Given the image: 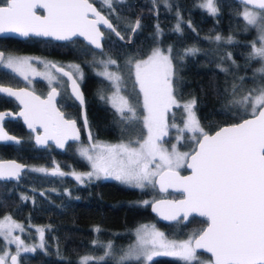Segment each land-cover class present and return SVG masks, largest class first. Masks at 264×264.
<instances>
[{
  "label": "snow or ice",
  "instance_id": "1",
  "mask_svg": "<svg viewBox=\"0 0 264 264\" xmlns=\"http://www.w3.org/2000/svg\"><path fill=\"white\" fill-rule=\"evenodd\" d=\"M102 2L112 9V0ZM239 2L244 5L242 16L246 26L258 31L257 40L249 45L251 52L247 60L261 65L253 71V81H259L257 87L249 90L240 101L246 116L241 117L238 123L210 134L196 117V100L192 99L182 105L187 113V121L181 132L191 133L189 138L195 148L186 152L180 151L176 145H172L171 149L163 147L160 141L167 135L165 113L173 105H181L173 95L171 49L165 55L157 48L147 59L128 61L134 69V86H138L142 96V107L146 114L141 123L147 130L146 137L114 145L94 142L80 149V154L91 162L93 168L92 172L86 174L89 178L103 175L140 189L157 184L161 191L174 188L182 193L183 199L154 203L145 200L143 204L151 205L153 211L165 220L187 221L189 216L197 214L205 218L207 227L194 231L187 239L169 240L154 225H142L136 230L135 244L129 245L118 259L109 243L103 246L104 255L98 258L84 257L81 264H107L112 259H115V264H127L129 261L152 264L154 258L159 256L177 258L181 264H193L194 261L196 264H264V0ZM201 7L213 15L218 12L214 0H205ZM38 9H42L44 14H38ZM90 14L95 19H90ZM100 23L121 40L124 39L89 0H0V33L53 37L57 40L83 36L96 49H103V33L97 27ZM139 27L140 23L136 21L132 30ZM176 30L180 31L179 23ZM214 39L219 42L222 38L217 35ZM226 43H232V37H228ZM197 51L195 48L187 49L186 54H195ZM227 56L231 60V53ZM4 62V54L0 52V63ZM232 63L235 64V61ZM99 64L104 70L97 75L110 81L113 89L110 96L101 94L100 99L106 100L116 109L122 122L134 123L139 118L128 97L122 94V77L108 71V66L116 64V61L109 57L99 61ZM6 66L27 79L24 71L30 67L27 58L7 57ZM58 71L63 72V69ZM75 71L78 78L82 79L79 66H75ZM221 71L227 72L228 69L222 68ZM63 75L71 80L72 91L83 104L84 96L77 79L73 78L71 72H63ZM239 79L243 81L244 77ZM232 90L236 93L239 87L233 84ZM0 93L20 99L25 106V111L20 115L29 128L34 129L36 124L43 127L45 136H37L38 143L45 144L51 139L63 148L69 139L79 141L80 129L76 121L65 119L55 107L53 101L58 94L55 88L46 100L29 92H15L4 87H0ZM3 119L4 115L0 114V122ZM84 127L91 141L92 132L88 129L86 117ZM0 141L20 143L4 132L2 123ZM185 167L191 170L190 175L180 174L179 170ZM21 169L22 166L15 162L6 166L0 164V178H19ZM52 174L64 175L58 169ZM76 179L80 180L81 176L76 175ZM14 228L23 230L11 217L0 221V235L6 239ZM14 239L18 245L23 244L19 237ZM33 250L23 248L26 252ZM197 250L210 253V258L206 262L200 261ZM10 260L11 264H17V256H11ZM0 264H5V256H0Z\"/></svg>",
  "mask_w": 264,
  "mask_h": 264
},
{
  "label": "trees",
  "instance_id": "2",
  "mask_svg": "<svg viewBox=\"0 0 264 264\" xmlns=\"http://www.w3.org/2000/svg\"><path fill=\"white\" fill-rule=\"evenodd\" d=\"M92 1L112 20L124 38H128L135 19H139L140 27L133 33L130 44L107 30L100 51L75 38L66 42L51 39L36 41L34 52L60 54L66 59L80 60L84 73L81 87L85 93L86 113L99 138L134 141L144 136L141 121L145 113L128 61L145 57L157 45L171 49L173 95L180 102L196 100L195 114L205 131H213L246 116L244 108L237 105L236 98L240 88L259 83L258 80L253 81L252 75L259 63L247 60L251 52L249 45L255 41V32L254 28L246 26L241 13L244 5L240 2L214 0L218 12L213 15L201 7L203 0H112V9L99 0ZM178 23L180 31L176 30ZM217 35L222 38L219 42L214 39ZM228 37H232V43H226ZM192 48L198 51L186 54V50ZM101 53L116 61L114 68L123 76L122 91L135 107L139 118L132 124L122 122L116 109L98 95L104 80L94 72L91 60ZM228 53H231V60ZM222 68L228 71H221ZM240 77H244L243 81ZM233 84L239 87L236 93H233ZM38 85L42 86L41 83ZM176 109L174 105L175 113L168 114L170 122L179 119L176 120ZM169 139L165 142L168 143ZM35 155L36 160L44 159L37 153ZM71 160L76 168H88L82 158L73 157ZM65 185L72 187V194L64 205L67 199L63 192ZM150 195L148 189L130 187L109 178L79 184L71 179L64 182L56 176L29 173L21 183L0 181V216L11 215L21 222L26 228L23 232L26 239H35L33 228L42 227L39 229L43 236L42 247L20 253L19 264H81L85 256L103 254V246L107 242L114 246L113 252H119L133 241L134 228L145 221L155 222L168 236L179 237L201 230L204 226L205 219L199 216H191L186 223L181 220L170 223L159 221L149 207L140 202ZM3 246L0 235V249ZM107 264H115V259ZM127 264L136 262L129 261ZM152 264L181 262L174 257L159 256Z\"/></svg>",
  "mask_w": 264,
  "mask_h": 264
},
{
  "label": "flooded vegetation",
  "instance_id": "3",
  "mask_svg": "<svg viewBox=\"0 0 264 264\" xmlns=\"http://www.w3.org/2000/svg\"><path fill=\"white\" fill-rule=\"evenodd\" d=\"M37 11L39 14L43 13L42 9H38ZM106 31L107 30H104V35ZM42 39L48 40L51 38H41L38 36L15 37L11 35H0V52H2L5 57V62L0 63V84L10 85L13 87L25 86V87H28L34 90L35 92L39 93L42 96L46 95L50 87L56 86L58 88L57 105L59 109L64 112V115L67 118L75 119L76 124L78 128L80 129V139L79 141L75 140V141L67 142L64 150H59L58 148L55 147L53 143H47L44 147L37 146L33 139L34 133L31 130L26 128V126L24 125L20 117L13 116L20 108L19 104L21 103H19L17 100H15L13 97L9 95L0 93V112L1 114L4 115V119L0 123H2V127L6 131V133H8L10 136L17 138V140L20 141V143L18 144L13 141H0V160L15 159L21 163L26 164V168L22 171L19 177V180L14 181V182L21 183V180L24 178V176H27L29 173H37L45 177L56 176L59 179L63 180L64 182H66L68 179H71L74 182L79 183L77 179L75 178L76 171H87L89 168L85 170L76 168L73 165L71 158L73 157L82 158V156L79 153V149L81 148L78 147V145H82L84 147L89 146L91 143H94L95 140H97L99 137L96 135V132L93 130L92 124L91 122H89V119L86 113V118L88 121V129L91 130L92 137H93L91 141L88 140L86 130H85V127L82 121L81 113H80V104L70 94L68 90L67 78L63 74L57 72L55 70V67H53V65L58 66V67H63L67 70L69 69L63 66L65 61H71L77 66H81L82 69H83V65L80 62V60H78L77 58L76 59H66V58L60 57V54L50 55V54H45V53L43 54L35 53L34 44L36 43V41H39V40L42 41ZM51 40L56 41L54 39H51ZM73 40H75V38L72 40H66V41H73ZM66 41H58V42H66ZM34 55L43 56L47 58L49 61V65L53 68L57 76H60L63 79L62 83L65 85L61 87L60 85H58L56 81H53L52 83H45V81L42 80L41 78L32 77V76H29L31 77L30 79H28L29 77L25 79L18 72L6 66L7 57H30ZM69 71L77 79L78 83L81 86V81L74 75V73L71 70ZM30 82H32L35 85L34 88L30 86L29 84ZM39 83H41L42 86H39L38 85ZM83 93H84V90H83ZM84 98H85V93H84ZM85 105H86V102H85ZM39 131L40 129H37V132ZM36 153L41 155L44 159L36 160L35 158ZM51 165H54V167H51ZM36 169H45L46 171H43V172L36 171ZM57 169L59 172L64 173V175L62 176L58 174L53 175L52 174L53 171ZM180 171L185 172L186 169L184 168L183 170H180ZM103 179H107V178H103ZM94 180H97V179H94ZM94 180H89V181H94ZM0 181L9 182L11 180H1L0 179ZM79 184H83V183H79ZM63 192L65 195H67V199H65L66 201L64 202V205H65L67 204L69 196L72 194V187L69 185L67 186L65 185L63 188ZM170 193L171 191L160 193L161 195L159 194L160 196L158 197H161V196L178 197L180 196L179 193L177 194L175 193L176 195H171ZM192 216H195V215H192ZM206 224L207 223L205 222L204 226ZM197 252H201V251H197ZM18 257L19 256L17 255V260H18ZM206 257L210 258L209 254H207Z\"/></svg>",
  "mask_w": 264,
  "mask_h": 264
},
{
  "label": "rangeland",
  "instance_id": "4",
  "mask_svg": "<svg viewBox=\"0 0 264 264\" xmlns=\"http://www.w3.org/2000/svg\"><path fill=\"white\" fill-rule=\"evenodd\" d=\"M100 2H102V0H99ZM103 3V2H102ZM205 3V0L202 1V4ZM244 11V7L242 8L241 10V13ZM254 32H255V41L257 40V37H258V31L256 29H254ZM226 39V38H225ZM257 46L259 47V44H257ZM160 49L162 52H164L165 55H168V52L167 50L169 48H162L161 46L157 45V46H154L151 51L149 52L148 55H146L145 57L143 58H138V59H135V60H141V59H147V57L149 55H151L152 51L154 49ZM110 56H108L107 54H101V55H97V56H94L91 60V64L93 66H95V70L94 72L95 73H98V72H101L104 70L103 66L99 64V61L101 60H107ZM23 58H27L29 60V63H30V67H26L24 69L25 71V74L27 75V78L29 76H32V77H38V78H41L42 80L45 81V83H52L53 81H56L58 83V85H60L61 87L64 86L65 84H63V79L60 77V76H57V74L55 73V71L53 70V68L49 65V61L47 58L43 57V56H37V55H34V56H30V57H23ZM113 59V58H112ZM114 60V59H113ZM94 63V64H93ZM64 67H67L69 70H71L74 75L78 78V74L76 73L75 71V66H77L76 64H74L73 62L71 61H65L64 64H63ZM261 65L259 64L255 69L259 68ZM115 67V64L114 65H109L108 66V71L110 72H114V73H117L119 74L121 77H122V83H121V88H123V76L122 74L116 70ZM79 69L82 73V78L84 76V73H83V69L81 68V66H79ZM131 70V73L133 74L134 76V69H130ZM93 72V73H94ZM20 74V73H19ZM21 75V74H20ZM253 75V74H252ZM22 77L25 78L24 75H21ZM102 79L104 80V84H103V87L99 88L98 89V95L101 96V94L103 95H106V96H110L112 94V91L113 89L111 88V82L106 80L103 76H101ZM31 77H29L28 79H30ZM80 81H81V78H78ZM60 80V81H59ZM30 86L32 88H34V84L32 82L29 83ZM258 84H251L248 86V88H240L241 91L240 94L238 95V97L236 98V101L237 105H241L240 101L242 100V98L247 95L248 91L253 89V88H256ZM139 89V88H138ZM122 94L126 96V94L122 91ZM140 98H141V104H142V96L140 95ZM129 99V98H128ZM192 99H187V100H184L182 102L178 101L177 102L181 105V107H177L176 109V115H177V118H176V122H170L169 121V113L170 114H174L175 113V110H173V106L170 107L168 109V111L165 113V122L167 124V128H166V132H167V135H165L162 140L160 141V143L162 144L163 147L165 148H168V149H171L172 145H176L180 151H186V152H191L193 150V148L195 147V144L194 142L189 138L191 136V133L187 132V131H183L181 132L182 129H184L185 127V123L187 121V113L185 112V110L183 109L182 105L184 103H187L189 101H191ZM108 103V102H107ZM109 104V103H108ZM132 104V103H131ZM111 105V104H110ZM243 107V106H242ZM115 109V108H114ZM245 110V109H244ZM195 112V110H194ZM146 114V113H145ZM196 115V114H195ZM197 117V116H196ZM175 125V126H173ZM174 129L171 133V130ZM171 133V134H170ZM147 135V130L145 129V133H144V136L143 137H146ZM188 135V136H187ZM172 136V137H171ZM181 136L183 137L182 139ZM170 138V139H169ZM172 138V139H171ZM165 139H169L168 143L165 142ZM138 140V139H137ZM178 140H179V143H178ZM135 141V140H134ZM95 142H98L100 144H110V145H114V144H119V143H128L129 140H120V141H110L108 139H104V138H98L97 140H95ZM135 146V145H134ZM78 147H82V145H78ZM84 147V146H83ZM87 147V146H86ZM79 153H80V149H79ZM81 155V154H80ZM82 156V155H81ZM82 158L86 161V163L88 164V170L87 171H76V174H75V178H76V175H80L81 176V179L80 180H77L79 183H85L86 181H89V180H94V179H103V178H109V179H114L112 177H104L103 175L100 176V178H96L95 176H92L91 178H89L86 174L87 173H90L93 171V168H92V165H91V162L88 161L85 157L82 156ZM51 167H54V165H51ZM184 168H181L180 170H183ZM115 180V179H114ZM120 183H122L121 181H119ZM124 185H127V186H130V187H133L131 185H128V184H125V183H122ZM137 188V187H136ZM140 189V188H138ZM145 189H148L150 190L151 192V195L148 196V197H145L143 198L140 202L143 203V201L147 200V201H152L155 197H158L160 196L161 194L157 191L156 187L155 186H152V185H148L147 187L144 188ZM160 194V195H159ZM6 217H11V220L13 222H15L16 224L20 225L22 227V231H21V228H14L12 229L11 231V235L6 239L5 236L1 235L2 238H3V248L0 249V255L1 256H5V258L7 259L8 256L11 254V253H16L19 251V254L22 253V252H26V251H23V248L24 247H28V248H32V249H36L37 247H42L43 245V236H42V231H39V229H41L42 227H34V234L36 235L35 239H33L32 237H29L28 239L25 238V235H23V232L25 231V226H23V224H21V222H19L18 220H16L15 218H13L11 215H3V216H0V221H5V218ZM142 225H149V226H152L154 225L155 228L161 232H163L165 234V236L169 239V240H183V239H187L194 231H191L189 232L188 234H186L185 236H182V237H179V236H168L164 230H162L161 228H159L155 222L153 221H145V222H142V223H139L133 230V235H134V238H133V241L130 242L128 245L124 246L119 252H113L114 253V256L116 259L119 258V256L128 249L129 245H132V244H135L136 242V236H135V233H136V230L138 228H140ZM5 232H7V229H5ZM15 237H19V240L23 242L22 245H18V243L15 241ZM110 242H107V244H109ZM112 245V244H111ZM113 245H112V249H113ZM114 251V250H113ZM104 255L101 254V255H96V256H91L93 258H98L100 256ZM19 256V255H18ZM85 257H89V256H85ZM197 257L200 261H207L209 258L204 256V255H200L197 253ZM195 262V261H194ZM196 263V262H195ZM6 264H9L8 262ZM17 264H19L18 260H17Z\"/></svg>",
  "mask_w": 264,
  "mask_h": 264
},
{
  "label": "water",
  "instance_id": "5",
  "mask_svg": "<svg viewBox=\"0 0 264 264\" xmlns=\"http://www.w3.org/2000/svg\"><path fill=\"white\" fill-rule=\"evenodd\" d=\"M236 1L239 2V0H236ZM89 2L93 4V6L97 9V11H99V12L101 13L102 16H104L105 18H107V19L112 23V21H111V20H110V19H109V18H108V17H107V16H106V15H105V14H104V13L98 8V7H97V5H96L93 1L89 0ZM249 7H251V6H249ZM38 14H39V13H38ZM43 14H44V12H43L41 15H43ZM89 18H90V19H95V17H94L92 14L89 15ZM136 21H139L138 18L135 19V22H134V24H133V26H132V28H131V32L129 33L128 38H124V37L120 34V36H122V37L124 38V39L122 40L123 42H126V43H128V44H130V43L132 42V35H133V32L137 29V28H135L134 31L132 30V29L134 28L135 24H136ZM112 24H113V23H112ZM113 26H114V24H113ZM97 27L99 28L100 32L103 33V38H104V30H109V29H107L106 25H104V24H102V23L98 24ZM114 27H115V26H114ZM115 29H116V28H115ZM110 31H111V30H110ZM116 31H117V29H116ZM112 33H113V32H112ZM113 34L115 35V33H113ZM0 35H11V36H15V37H23V36L19 35L18 33H12V32L0 33ZM115 36H116V35H115ZM38 37H42V36H38ZM116 37H117V36H116ZM42 38H51V39H54V40H56V41H66V40H57V39H55V38H53V37H42ZM74 38H79V39L83 40L86 44H88L89 46H91V47H92L93 49H95V50H99V51L102 50V49H96L93 45H90V44L88 43V41L86 40V38L83 37V36H76V37H73L72 39H74ZM117 38H119V37H117ZM72 39H71V40H72ZM119 39H120V38H119ZM120 40H121V39H120ZM101 43L103 44V39H102ZM58 69H63V72H70L69 70H67V69H65V68H63V67L55 66V70H56L57 72L63 74V72L58 71ZM72 76H73V75H72ZM65 77H66L67 80H68V90H69L70 94H71V95L74 97V99L80 104V113H81L82 121H83V124H84V118L86 117L85 98H84V103L81 104L80 101L76 98L75 94H74L73 91H72V83H71V80H70L67 76H65ZM73 78H75V77L73 76ZM77 83H78V81H77ZM78 85H79V89H80V91L83 93V90H82V88H81V86H80L79 83H78ZM0 87L9 88V89H11L12 91H15V92H21V91H23V92H29V93H32V94L35 95V96L40 97L42 100H46V99L48 98V96H49V94L52 92V89H53V88H55V89H56V92L58 93V88H57L56 86H52V87H50V89L48 90V92L46 93L45 96H42V95H40L39 93L35 92L34 90H32V89H30V88H28V87H25V86H21V87H13V86H10V85L0 84ZM2 94H6V95H8L7 93H2ZM83 96H84V93H83ZM11 97H13V98H14L15 100H17L19 103H21L20 99H17V97H15V96H11ZM57 98H58V94L55 96L54 101H53L54 104H55V107H56V109H57L59 112L63 113V115H64V112L61 111V110L59 109L58 105H57ZM19 105H20V108L18 109V111H17L13 116H18V117H20L21 120H22V122H23L24 125L26 126V128L29 129V130H31V131L34 133V138H33V139H34V142H35V144H36L37 146H39V147H44L47 143H53V144L55 145V147L58 148L59 150H64V148H65L67 142H69V141H75V140H71V139H69V140L65 143V145H64L63 148L58 147V146L56 145V143H55L53 140H51V139H49V140L47 141V143H45V144L38 143L37 140H36V137H37V136H41V137L45 136L44 129H43V127H42L40 124H36L35 127H34V129H33V128H29V127H28V124H27V123L25 122V120H24V117L20 115L21 112L25 111V106H24V104H22V103L19 104ZM0 114H1V112H0ZM64 117H65V119L75 120V119H73V118H67L65 115H64ZM239 121H240V120H239ZM239 121L232 122V123H227V124H223V125L219 126L218 128L214 129L213 131H206V132H209L210 134H213L215 131H218L220 128H222V127H226V126H230V125H232V124H234V123H238ZM76 126H77V124H76ZM77 128H78V126H77ZM37 129H40V131L37 132ZM3 130H4V129H3ZM85 130H86V129H85ZM4 132H6V131L4 130ZM7 134H8V133H7ZM86 134H87V130H86ZM8 135H9V134H8ZM16 139H17V138H16ZM194 148H195V147H194ZM11 162H15L16 164L22 166V169H21V172H20V175H21L22 171L26 168V164L21 163V162L15 160V159H3V160H0V164H3V165H5V166L8 165V164H10ZM185 169H186L185 172H181V171L179 170V171H180V174H181V175H190V174H191V170L188 169V168H186V167H185ZM20 175H19V177H20ZM0 179H1V180H11V181H18V180H19V178H14V177H12V178H0ZM155 187H156L157 191L160 192V193H165V192H167V191H171V192H174V193H179L180 196H178V197H169V196H161V197H157V198H154V199L151 201V202H153V203L156 202V201H161V200H165V201H178V200H180V199H183V195H182V193L179 192V191H177V190L174 189V188H169L167 191H161L160 188H159V185H158V184L155 185ZM148 207H149V211H150L152 214H154V215L156 216V218H157L159 221L164 222V223L175 222V221H173V220H165V219H164V218H163L158 212L153 211V208H152L151 205H149ZM193 215L198 216L197 214H193ZM189 218H190V216H189ZM189 218H188V219H189ZM181 221H182L183 223H186L188 220L185 221V220H182V219H181ZM206 227H207V224H206L203 228H206ZM203 228H202V229H203ZM197 251L205 252L204 250H197ZM205 253H206V252H205ZM207 254H209V256L211 255L210 253H207ZM14 255L17 256L16 253H11V254L8 256L7 259L5 258V264H6L7 262H8L9 264H11L10 257H11V256H14ZM0 256H1V255H0Z\"/></svg>",
  "mask_w": 264,
  "mask_h": 264
},
{
  "label": "bare ground",
  "instance_id": "6",
  "mask_svg": "<svg viewBox=\"0 0 264 264\" xmlns=\"http://www.w3.org/2000/svg\"><path fill=\"white\" fill-rule=\"evenodd\" d=\"M138 20H139V19H138ZM136 30H137V29H136ZM136 30H135V31H136ZM135 31H134V32H135ZM134 32H133V33H134ZM41 38H42V37H41Z\"/></svg>",
  "mask_w": 264,
  "mask_h": 264
}]
</instances>
